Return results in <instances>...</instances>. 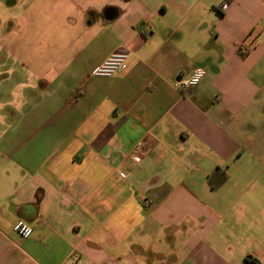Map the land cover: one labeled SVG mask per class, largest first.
<instances>
[{"label": "crops", "instance_id": "1", "mask_svg": "<svg viewBox=\"0 0 264 264\" xmlns=\"http://www.w3.org/2000/svg\"><path fill=\"white\" fill-rule=\"evenodd\" d=\"M6 7L0 264H264V0Z\"/></svg>", "mask_w": 264, "mask_h": 264}, {"label": "built area", "instance_id": "2", "mask_svg": "<svg viewBox=\"0 0 264 264\" xmlns=\"http://www.w3.org/2000/svg\"><path fill=\"white\" fill-rule=\"evenodd\" d=\"M227 9V3L222 6V10ZM130 60V55L126 52H119L113 54L109 57L95 72L96 77L100 78H113L118 76L127 70L128 64ZM205 77L204 70L197 68L192 77L189 79H180L175 87L180 90H189L193 89L200 84V82ZM145 153V145L143 143H139L134 147L132 151V158L135 162L139 163L144 156ZM16 234L23 238L28 239L32 236L33 229L24 224L23 222L18 223L14 228Z\"/></svg>", "mask_w": 264, "mask_h": 264}, {"label": "rangeland", "instance_id": "3", "mask_svg": "<svg viewBox=\"0 0 264 264\" xmlns=\"http://www.w3.org/2000/svg\"><path fill=\"white\" fill-rule=\"evenodd\" d=\"M6 2L7 0H0V20L2 22L9 20V18H11L10 15L14 12V10L13 11L9 10L6 7ZM1 32H2V29L0 31V37L3 35ZM13 60L14 59H12V57H8L7 54H5L4 52L0 53V70L3 71V69L12 67V69H14L16 72V74L13 77H10V78L7 77L6 80H3L0 78V100L6 95H8L10 91L9 88L15 87L18 82H20L21 80H24V78L23 79L19 78L21 75L20 74L18 75L17 73L18 63ZM6 112H7V109L4 111H1L0 114L6 113Z\"/></svg>", "mask_w": 264, "mask_h": 264}, {"label": "trees", "instance_id": "4", "mask_svg": "<svg viewBox=\"0 0 264 264\" xmlns=\"http://www.w3.org/2000/svg\"><path fill=\"white\" fill-rule=\"evenodd\" d=\"M245 55H243V57H244ZM246 261H252L253 263H259L257 260H255V259H252L251 257H247V259H246Z\"/></svg>", "mask_w": 264, "mask_h": 264}]
</instances>
